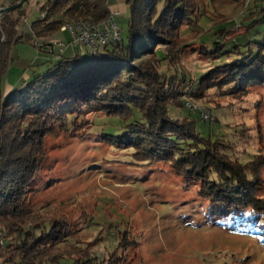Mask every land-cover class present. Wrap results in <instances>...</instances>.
<instances>
[{
	"label": "trees",
	"instance_id": "16d2710c",
	"mask_svg": "<svg viewBox=\"0 0 264 264\" xmlns=\"http://www.w3.org/2000/svg\"><path fill=\"white\" fill-rule=\"evenodd\" d=\"M262 1H249L247 9L244 6L240 25L245 31L234 41L211 47L202 41L205 33L197 31L199 37L190 42L204 49L213 64L197 79L186 72L166 75L158 68L162 62L170 66L178 63L189 43L181 37V30L184 26L194 31L198 15L209 18L207 5L200 0H126L130 12L126 40L105 45L95 54L88 51L84 56L77 53L61 56L56 62L46 61L48 73L34 75L8 93L3 80L16 45L31 43L34 37H51L68 22L103 21L111 10L107 0H48L39 9L47 12V18H39L26 35L19 32L26 18V3L1 16L0 225L13 237V242L0 247L2 264H60L65 259L58 252L51 255L53 242L65 231L31 217L28 200L46 162L45 138L59 126L65 130L75 126L77 117L86 110L108 113L124 123L121 133L106 136L117 146L131 148L139 164L171 167L179 176L201 185L202 199L239 215L247 212L251 215L248 219L264 229V199L258 198L255 188L248 190L254 185L250 179L254 171L248 164L233 160L222 138L199 133L196 119L180 120L170 114L171 106H184L178 98L184 91L178 87H187L194 95L198 85L209 89L232 83L236 91H242L252 83H264ZM17 2L11 0L10 4ZM54 14L56 19L51 22ZM224 32L229 31L219 29L215 36L222 38ZM47 46L36 47L42 50ZM232 54L240 56L229 61ZM195 112L201 117L200 110ZM258 235L264 243V231ZM79 261L74 260V264L88 262Z\"/></svg>",
	"mask_w": 264,
	"mask_h": 264
},
{
	"label": "rangeland",
	"instance_id": "374dc122",
	"mask_svg": "<svg viewBox=\"0 0 264 264\" xmlns=\"http://www.w3.org/2000/svg\"><path fill=\"white\" fill-rule=\"evenodd\" d=\"M47 1L25 4L27 22L22 19L20 33H30L33 23L47 18L46 11H39ZM119 1L107 0L109 6L117 5L121 11L116 23L126 40L130 12ZM200 1L207 5L210 17L200 19L198 15L199 25L194 31L183 26L181 37L189 43L175 66L159 63L161 73L186 72L197 79L209 71L211 57L190 41L200 33H205L202 41L211 47L234 41L245 31L240 25L246 13L244 6L255 0ZM10 2L3 0L1 4L9 6ZM55 19L56 15H51V22ZM219 29L229 32L222 38L215 36ZM70 41V33L62 30L45 39L34 37L31 43L13 48L11 66L16 67L20 80L23 74L33 77L48 73L49 66L42 63L46 56L40 55L38 44L52 45L48 58L52 62L61 56L88 53L83 46L76 50ZM57 43L67 45L63 54L53 46ZM239 56L232 54L228 60ZM178 89L184 91L178 97L184 106H171V116L194 118L203 136L222 138L233 160L248 164L254 171L250 178L254 185L248 190L255 188L258 198L264 199V83H252L242 91H236L232 83L209 89L198 85L194 95L187 87ZM187 103L208 111L210 120L189 110ZM77 119V125L69 121L68 130L59 126L45 138L46 162L28 200L31 217L65 231L51 249V255L58 252L65 257L60 264H74L77 259H87V264H264V243L258 235L264 229L248 219L250 214L239 215L202 199L199 183L189 182L167 165L139 164L131 148L117 146L106 136L121 133L124 123L118 118L86 110ZM0 230L5 240L0 247H6L13 237L6 227L0 225ZM3 260L2 256L1 264Z\"/></svg>",
	"mask_w": 264,
	"mask_h": 264
},
{
	"label": "built area",
	"instance_id": "2783aa9c",
	"mask_svg": "<svg viewBox=\"0 0 264 264\" xmlns=\"http://www.w3.org/2000/svg\"><path fill=\"white\" fill-rule=\"evenodd\" d=\"M2 2L3 0H0V9L6 7L5 4H1ZM117 15H119V12H112L107 19L100 22L93 20L68 22L61 30L70 33V44L74 48L83 46L95 54L101 47L121 41V32L116 23ZM23 21L26 23L27 19L24 18ZM53 46H58L60 52L63 53L67 45L65 43H57ZM187 106L189 110L194 112L200 110L201 116L205 120L210 118L208 111L205 109H197L191 103H187ZM3 234V231L0 230V245H4Z\"/></svg>",
	"mask_w": 264,
	"mask_h": 264
},
{
	"label": "crops",
	"instance_id": "0c3cea01",
	"mask_svg": "<svg viewBox=\"0 0 264 264\" xmlns=\"http://www.w3.org/2000/svg\"><path fill=\"white\" fill-rule=\"evenodd\" d=\"M119 5L126 6V0L119 1ZM116 6L117 5L109 6V8L111 10V13L112 12H119V15H120L121 14V11L118 10V9H116ZM38 45H40V44H38ZM39 51L41 52L40 55H42V53H43V55L46 56V60L42 61V63H45L46 61H51V59H48V58H51V48L44 47V49L39 50ZM16 70H17L16 67L11 66L10 69H9V71H8V73H7V75L5 76V78L3 80V87H4L5 93H8L11 90H13V89L21 86L24 83L25 80H28V79L32 78L28 74H23V78L20 80V78H18L17 77V74L15 73Z\"/></svg>",
	"mask_w": 264,
	"mask_h": 264
},
{
	"label": "water",
	"instance_id": "95a60500",
	"mask_svg": "<svg viewBox=\"0 0 264 264\" xmlns=\"http://www.w3.org/2000/svg\"><path fill=\"white\" fill-rule=\"evenodd\" d=\"M27 1L29 0H19V2H17L16 4H10L9 6H6V7H3L0 9V18L3 14L5 13H9V12H13L15 11L16 9H19L20 7H22ZM2 41V31L0 29V43ZM51 48V46L49 47ZM75 49H78V48H75ZM64 53V52H63ZM62 53V54H63Z\"/></svg>",
	"mask_w": 264,
	"mask_h": 264
}]
</instances>
